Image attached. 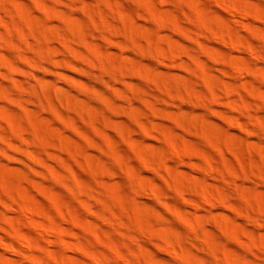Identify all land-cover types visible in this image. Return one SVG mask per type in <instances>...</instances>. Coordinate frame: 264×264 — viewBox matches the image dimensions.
Segmentation results:
<instances>
[{"label": "rangeland", "instance_id": "374dc122", "mask_svg": "<svg viewBox=\"0 0 264 264\" xmlns=\"http://www.w3.org/2000/svg\"><path fill=\"white\" fill-rule=\"evenodd\" d=\"M0 264H264V0H0Z\"/></svg>", "mask_w": 264, "mask_h": 264}, {"label": "bare ground", "instance_id": "6f19581e", "mask_svg": "<svg viewBox=\"0 0 264 264\" xmlns=\"http://www.w3.org/2000/svg\"><path fill=\"white\" fill-rule=\"evenodd\" d=\"M180 156V155H179Z\"/></svg>", "mask_w": 264, "mask_h": 264}]
</instances>
